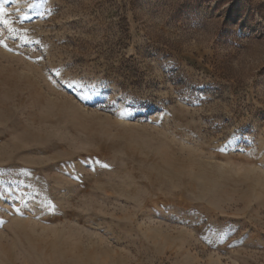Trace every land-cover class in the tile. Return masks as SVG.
<instances>
[{"label":"rangeland","instance_id":"374dc122","mask_svg":"<svg viewBox=\"0 0 264 264\" xmlns=\"http://www.w3.org/2000/svg\"><path fill=\"white\" fill-rule=\"evenodd\" d=\"M0 7V264H264V0Z\"/></svg>","mask_w":264,"mask_h":264},{"label":"snow or ice","instance_id":"6c2138e0","mask_svg":"<svg viewBox=\"0 0 264 264\" xmlns=\"http://www.w3.org/2000/svg\"><path fill=\"white\" fill-rule=\"evenodd\" d=\"M4 14H5V13H4L3 8L0 7V19H2V17H3ZM49 14H50V13H49ZM38 15L43 16V15H45V13L41 12V13H38ZM3 23L7 26V25L9 24V21H7V20H3ZM10 30H12V29H10ZM12 31H14V30H12ZM25 42H27V41H25ZM9 50H11V49H9ZM68 86H69V87H73L74 85L69 84ZM83 98H84V97H81V99H83Z\"/></svg>","mask_w":264,"mask_h":264},{"label":"bare ground","instance_id":"6f19581e","mask_svg":"<svg viewBox=\"0 0 264 264\" xmlns=\"http://www.w3.org/2000/svg\"><path fill=\"white\" fill-rule=\"evenodd\" d=\"M159 69H160V65L159 66H157V68H156V70H155V72H158L159 71ZM27 99V98H26ZM29 104V103H28ZM32 106V105H31ZM16 110V109H15ZM132 114V112H131V110H124V112H123V116H128V115H131ZM67 116V115H66ZM71 129V128H70ZM1 159V158H0ZM18 224V223H17ZM24 226V225H23ZM17 228H21V225L20 224H18L17 226H16ZM19 231V230H18Z\"/></svg>","mask_w":264,"mask_h":264},{"label":"trees","instance_id":"16d2710c","mask_svg":"<svg viewBox=\"0 0 264 264\" xmlns=\"http://www.w3.org/2000/svg\"><path fill=\"white\" fill-rule=\"evenodd\" d=\"M127 64H128V65H131L133 70H136L135 65H134V63H133L132 61H130V62L127 63ZM135 73H136V71H135Z\"/></svg>","mask_w":264,"mask_h":264}]
</instances>
